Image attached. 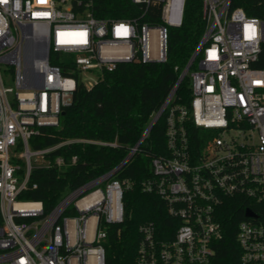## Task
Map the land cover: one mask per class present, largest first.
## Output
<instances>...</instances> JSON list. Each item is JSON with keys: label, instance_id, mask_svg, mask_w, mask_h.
<instances>
[{"label": "built area", "instance_id": "obj_1", "mask_svg": "<svg viewBox=\"0 0 264 264\" xmlns=\"http://www.w3.org/2000/svg\"><path fill=\"white\" fill-rule=\"evenodd\" d=\"M233 2L203 0L205 32L128 156L165 117L168 153L152 159L154 178L143 189L161 197L178 226L173 233L141 226L135 264H217L219 209L235 197L259 208L247 207L244 216L248 209L255 216L238 222L237 264H264V20ZM113 5L119 10L108 13ZM186 5L187 0H0V264H106L103 226L124 221L130 183L113 179L118 167L77 188L47 214L43 203L19 197L37 188L32 174L51 165L52 152L80 140L44 149H34L31 140L42 127H60L79 82L90 89L121 63L167 62L170 32L183 26ZM2 67L13 75L16 90L6 85ZM187 76L190 107L174 104ZM188 122L214 133L200 152L191 144ZM55 164L62 167L64 159Z\"/></svg>", "mask_w": 264, "mask_h": 264}, {"label": "trees", "instance_id": "obj_2", "mask_svg": "<svg viewBox=\"0 0 264 264\" xmlns=\"http://www.w3.org/2000/svg\"><path fill=\"white\" fill-rule=\"evenodd\" d=\"M233 6L242 8L249 17L264 20V0H234ZM117 10L118 6L113 5L106 11ZM206 25L203 0H187L183 26L170 32L167 62L121 63L114 71L104 72L90 89L79 82L72 103L63 109L60 127H42L31 145L34 149H44L69 140L80 142L52 152L51 165L32 174L31 184H37V188L23 192L19 199L43 203L48 214L77 188L120 167L178 82ZM259 67L264 68V64ZM191 101V79L187 76L176 92L174 104L190 107ZM187 128L191 144L199 152L204 149L205 139L214 135L200 131L192 122H188ZM167 153L163 117L153 126L139 150L114 174L113 179L129 182L130 187L123 197L124 221L103 226L107 233L106 264H135L142 239L141 226L153 224L172 233L178 226L168 215V207L161 197L143 189V183L154 178L152 159ZM60 157L65 162L62 167L55 164ZM74 157L77 161L73 164ZM247 207L259 209L241 197L227 200L219 209L223 237L215 245L217 264L238 263L237 225L244 219ZM72 210L68 214H73Z\"/></svg>", "mask_w": 264, "mask_h": 264}, {"label": "rangeland", "instance_id": "obj_3", "mask_svg": "<svg viewBox=\"0 0 264 264\" xmlns=\"http://www.w3.org/2000/svg\"><path fill=\"white\" fill-rule=\"evenodd\" d=\"M4 69L3 71V74H4V79H5V82H6V85L8 87H12L14 88V90H16V86H15V82H14V78H13V75L7 70L6 67H2ZM237 133L236 132H233L231 135H236ZM35 164V163H34ZM106 243V241L104 240L103 241V245Z\"/></svg>", "mask_w": 264, "mask_h": 264}, {"label": "water", "instance_id": "obj_4", "mask_svg": "<svg viewBox=\"0 0 264 264\" xmlns=\"http://www.w3.org/2000/svg\"><path fill=\"white\" fill-rule=\"evenodd\" d=\"M63 115V114H62ZM154 124V123H153ZM152 124V125H153ZM128 160H129V158H127L121 165H120V167H119V169L121 168V167H123L127 162H128ZM245 216L246 217H254L255 216V214H254V212L252 211V210H246V213H245Z\"/></svg>", "mask_w": 264, "mask_h": 264}]
</instances>
